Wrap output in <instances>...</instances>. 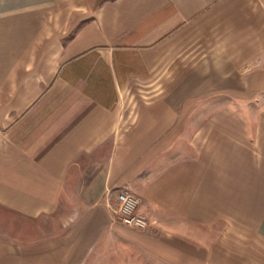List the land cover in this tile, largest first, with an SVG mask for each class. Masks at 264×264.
Listing matches in <instances>:
<instances>
[{"label": "crops", "instance_id": "1", "mask_svg": "<svg viewBox=\"0 0 264 264\" xmlns=\"http://www.w3.org/2000/svg\"><path fill=\"white\" fill-rule=\"evenodd\" d=\"M0 264H264V0H0Z\"/></svg>", "mask_w": 264, "mask_h": 264}, {"label": "built area", "instance_id": "2", "mask_svg": "<svg viewBox=\"0 0 264 264\" xmlns=\"http://www.w3.org/2000/svg\"><path fill=\"white\" fill-rule=\"evenodd\" d=\"M140 204V198L129 188L107 192L106 206L112 213L114 222L137 231H145L152 223L141 212Z\"/></svg>", "mask_w": 264, "mask_h": 264}, {"label": "rangeland", "instance_id": "3", "mask_svg": "<svg viewBox=\"0 0 264 264\" xmlns=\"http://www.w3.org/2000/svg\"><path fill=\"white\" fill-rule=\"evenodd\" d=\"M98 156H99V154H96V155L89 156V157H86V158L81 159V160H95V159L98 158ZM63 202H64L65 207H66V206L68 207V205H70L69 200H66V199H65ZM64 217H66V216H64ZM49 229H50V228H49V223L45 224V225L43 226V233H45V234L49 233V232H50Z\"/></svg>", "mask_w": 264, "mask_h": 264}]
</instances>
